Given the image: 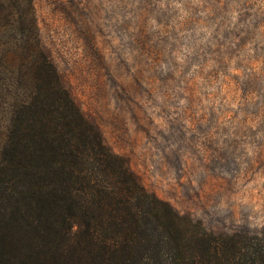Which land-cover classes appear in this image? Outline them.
<instances>
[{
	"label": "rangeland",
	"instance_id": "obj_1",
	"mask_svg": "<svg viewBox=\"0 0 264 264\" xmlns=\"http://www.w3.org/2000/svg\"><path fill=\"white\" fill-rule=\"evenodd\" d=\"M85 114L150 190L216 231L264 227V0H35Z\"/></svg>",
	"mask_w": 264,
	"mask_h": 264
},
{
	"label": "trees",
	"instance_id": "obj_2",
	"mask_svg": "<svg viewBox=\"0 0 264 264\" xmlns=\"http://www.w3.org/2000/svg\"><path fill=\"white\" fill-rule=\"evenodd\" d=\"M0 264H264L150 190L65 85L35 0H0Z\"/></svg>",
	"mask_w": 264,
	"mask_h": 264
}]
</instances>
